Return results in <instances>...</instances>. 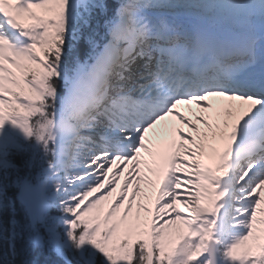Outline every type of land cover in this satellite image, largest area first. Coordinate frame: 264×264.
I'll return each mask as SVG.
<instances>
[{
  "label": "snow or ice",
  "instance_id": "snow-or-ice-1",
  "mask_svg": "<svg viewBox=\"0 0 264 264\" xmlns=\"http://www.w3.org/2000/svg\"><path fill=\"white\" fill-rule=\"evenodd\" d=\"M167 117L190 131L172 123L150 150ZM6 126L42 143L75 264H264V0H0V137L15 146ZM5 181L10 264L48 223Z\"/></svg>",
  "mask_w": 264,
  "mask_h": 264
},
{
  "label": "trees",
  "instance_id": "trees-1",
  "mask_svg": "<svg viewBox=\"0 0 264 264\" xmlns=\"http://www.w3.org/2000/svg\"><path fill=\"white\" fill-rule=\"evenodd\" d=\"M36 139V138H35ZM43 161V147L40 143L38 147L31 143H18L11 146L6 155V173L12 179H27L31 172L42 165ZM8 195L15 198V190H9ZM21 207L16 202V218L21 225L27 223L26 218L22 213ZM5 224L9 218V212L5 209L2 213ZM7 235V233H5ZM27 232H23L21 237L16 240L15 255L8 256L7 259L10 264H64L61 260L55 258L50 254H46L44 250H40L33 246V244L26 243ZM7 251V241H0V264H5L4 254ZM70 264H75L71 261Z\"/></svg>",
  "mask_w": 264,
  "mask_h": 264
},
{
  "label": "rangeland",
  "instance_id": "rangeland-1",
  "mask_svg": "<svg viewBox=\"0 0 264 264\" xmlns=\"http://www.w3.org/2000/svg\"><path fill=\"white\" fill-rule=\"evenodd\" d=\"M18 134L19 137L25 139V137L21 133ZM28 190L29 199L34 207L35 214L37 215V217H39L43 214L42 212L45 210L49 198H51L53 195L49 191H46L44 189L43 181L38 182L37 184L32 186V188L28 187ZM139 200L141 201L140 197ZM44 236L46 239L44 244L48 249H51V247H53L59 253H64L65 256H67V254L73 255L72 247L66 241L63 228L62 230H53L48 228Z\"/></svg>",
  "mask_w": 264,
  "mask_h": 264
},
{
  "label": "bare ground",
  "instance_id": "bare-ground-1",
  "mask_svg": "<svg viewBox=\"0 0 264 264\" xmlns=\"http://www.w3.org/2000/svg\"><path fill=\"white\" fill-rule=\"evenodd\" d=\"M197 126H199V127H201V128H204V126L203 125H201V124H197ZM180 173H178V175H179ZM151 178H153V176H151ZM121 180H123V177H121L120 178ZM141 186V185H140ZM131 189H129V191H130ZM147 190V189H146ZM134 204H135V201L133 202V208L135 207L134 206ZM181 211H183V210H181Z\"/></svg>",
  "mask_w": 264,
  "mask_h": 264
}]
</instances>
